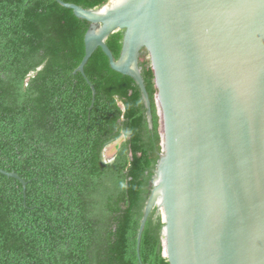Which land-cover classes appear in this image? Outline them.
<instances>
[{"label":"trees","instance_id":"obj_1","mask_svg":"<svg viewBox=\"0 0 264 264\" xmlns=\"http://www.w3.org/2000/svg\"><path fill=\"white\" fill-rule=\"evenodd\" d=\"M85 9L109 0H62ZM88 21L56 0H0V264H169L162 220L138 235L162 150L156 74L141 57L140 88L86 53ZM124 31L107 44L119 59ZM123 140L112 161L105 149Z\"/></svg>","mask_w":264,"mask_h":264},{"label":"water","instance_id":"obj_2","mask_svg":"<svg viewBox=\"0 0 264 264\" xmlns=\"http://www.w3.org/2000/svg\"><path fill=\"white\" fill-rule=\"evenodd\" d=\"M88 21L86 53L151 100L141 57L159 90L162 150L138 235L156 210L169 264H264V0H109L99 8L56 0ZM124 31L115 59L107 41ZM0 173L27 182L15 172Z\"/></svg>","mask_w":264,"mask_h":264},{"label":"rangeland","instance_id":"obj_3","mask_svg":"<svg viewBox=\"0 0 264 264\" xmlns=\"http://www.w3.org/2000/svg\"><path fill=\"white\" fill-rule=\"evenodd\" d=\"M123 142V140H119L110 146H108L104 151L105 159L109 162L112 161L117 153L119 145Z\"/></svg>","mask_w":264,"mask_h":264},{"label":"flooded vegetation","instance_id":"obj_4","mask_svg":"<svg viewBox=\"0 0 264 264\" xmlns=\"http://www.w3.org/2000/svg\"><path fill=\"white\" fill-rule=\"evenodd\" d=\"M145 53H146V52H145ZM145 53H144V54H145ZM144 54H143V55H144Z\"/></svg>","mask_w":264,"mask_h":264}]
</instances>
